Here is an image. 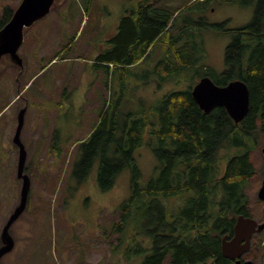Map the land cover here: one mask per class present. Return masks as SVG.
<instances>
[{"label": "rangeland", "instance_id": "rangeland-1", "mask_svg": "<svg viewBox=\"0 0 264 264\" xmlns=\"http://www.w3.org/2000/svg\"><path fill=\"white\" fill-rule=\"evenodd\" d=\"M161 1L172 7L186 2ZM18 3L19 0H0V16L4 6ZM137 3L138 0L55 1L56 6L24 35L19 49L24 60L20 78L15 67L5 61L0 64V236L20 199L18 146L13 136L17 115L24 107L20 137L30 176L28 204L9 228L14 244L1 257V264H141L142 255L125 258V244L113 254L109 245L116 243V234L109 232L118 218L120 204L130 194L129 169L117 175L111 188L102 190L97 178L100 157L94 159L85 174L81 160L86 147L78 141L90 134L106 102L111 101L123 121L126 114L141 111L169 90L189 84L171 80L158 84L154 65L163 55L161 44L154 45L143 62L124 71L93 65L101 49L110 47L107 39L117 33L121 17ZM256 5V0H211L205 9L195 7L179 14L177 23H182L186 15L198 22L200 43L195 57L199 66L214 74L223 72L232 36L218 29L247 25ZM207 24L222 25L217 29ZM69 41L71 48L52 60ZM197 81L193 80L191 86ZM263 140L264 137L251 152L256 173L244 186L251 217L259 222L264 220V202L257 195L264 176ZM134 156L141 170V183L145 184L156 171V155L143 142ZM226 159H222V166ZM263 234L254 235L243 260L264 264V240L259 242Z\"/></svg>", "mask_w": 264, "mask_h": 264}, {"label": "trees", "instance_id": "trees-1", "mask_svg": "<svg viewBox=\"0 0 264 264\" xmlns=\"http://www.w3.org/2000/svg\"><path fill=\"white\" fill-rule=\"evenodd\" d=\"M210 1L186 0L172 7L161 0H138L121 17L117 33L107 39L110 47L101 49L93 61L109 71H124L143 62L152 47L161 44L163 55L154 65L158 84L189 83L169 90L141 111L126 114L123 121L111 101L106 102L90 134L79 141L86 147L81 160L85 174L100 157L97 178L102 190L111 188L117 175L129 169L130 194L120 204L109 232L116 234V243L109 245L113 254L125 244V258L142 255L141 264H235L223 256L221 238L231 236L239 214L251 216L244 186L256 173L251 152L264 137V0L256 2L252 21L243 27L218 29L222 24H207L232 36L220 74L199 66L195 57L200 43L198 22L186 15L177 23L182 11L205 9ZM16 6H4L0 28ZM68 48L70 41L52 60ZM3 61L17 69L19 79L20 67L8 55L0 64ZM205 75L218 85L233 79L247 84L250 105L241 121L235 123L222 106L209 112L200 109L192 97L195 82L192 86L191 82ZM143 142L158 161L145 184L134 156ZM261 249L264 253V245Z\"/></svg>", "mask_w": 264, "mask_h": 264}, {"label": "water", "instance_id": "water-1", "mask_svg": "<svg viewBox=\"0 0 264 264\" xmlns=\"http://www.w3.org/2000/svg\"><path fill=\"white\" fill-rule=\"evenodd\" d=\"M56 0H20L9 21L0 28V60L8 55L10 60L23 68V58L19 49L24 40V29L46 16ZM192 97L204 112L217 106L226 109L235 123L247 114L250 105V92L247 84L241 79L230 80L225 85L216 84L209 76L201 77L191 89ZM25 107L17 115V125L13 136L18 146L17 177L22 180L18 205L8 217L1 231L0 259L13 248V239L9 233L11 224L19 217L26 207L30 189V177L25 173L26 150L21 141V130L24 122ZM264 156V140L261 147ZM258 198L264 201V177L257 192ZM264 229V221L259 222L251 216L239 214L230 237L221 238L223 256L235 261V264H253L252 260H243L242 256L249 251L254 233ZM1 264V263H0ZM195 264H202L201 262Z\"/></svg>", "mask_w": 264, "mask_h": 264}, {"label": "flooded vegetation", "instance_id": "flooded-vegetation-1", "mask_svg": "<svg viewBox=\"0 0 264 264\" xmlns=\"http://www.w3.org/2000/svg\"><path fill=\"white\" fill-rule=\"evenodd\" d=\"M222 1H224V0H222ZM258 0H256V2H257ZM25 172V171H24ZM26 173V172H25ZM264 177V176H263ZM20 181H21V184H22V180L21 179H19ZM263 201V200H262ZM264 202V201H263ZM264 221V220H263ZM260 222H262V221H260ZM261 232H264V229H262V231H260V232H258V233H254L253 235H252V238L254 237V235H256V234H259V233H261ZM232 235V234H231ZM263 236H264V234H263ZM228 237H230V235H228ZM263 238V237H262ZM234 263H235V261H234Z\"/></svg>", "mask_w": 264, "mask_h": 264}, {"label": "crops", "instance_id": "crops-1", "mask_svg": "<svg viewBox=\"0 0 264 264\" xmlns=\"http://www.w3.org/2000/svg\"><path fill=\"white\" fill-rule=\"evenodd\" d=\"M85 138V137H84ZM84 138H80L78 141H80L81 139H84Z\"/></svg>", "mask_w": 264, "mask_h": 264}, {"label": "bare ground", "instance_id": "bare-ground-1", "mask_svg": "<svg viewBox=\"0 0 264 264\" xmlns=\"http://www.w3.org/2000/svg\"><path fill=\"white\" fill-rule=\"evenodd\" d=\"M241 76V75H240Z\"/></svg>", "mask_w": 264, "mask_h": 264}]
</instances>
